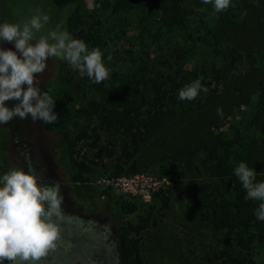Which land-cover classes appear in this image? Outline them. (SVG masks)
<instances>
[{"label": "rangeland", "instance_id": "374dc122", "mask_svg": "<svg viewBox=\"0 0 264 264\" xmlns=\"http://www.w3.org/2000/svg\"><path fill=\"white\" fill-rule=\"evenodd\" d=\"M238 1L233 0L227 10L239 17L242 32L247 35L257 27L252 23L253 15L247 14L244 6L238 8ZM149 2L127 0L126 6L123 0H78L57 9L52 0H0V22L23 23L38 10L47 13L49 22L36 32L37 38L59 25L61 30L85 41L90 48H99L110 70L108 79L93 83L86 76L81 77L67 62L50 57L44 71L36 75V84L41 92L46 88L52 94L70 98L65 125L47 130L39 120L18 117L0 125V174L12 168L27 170L31 167L45 183L58 182L63 195L61 216L56 221V246L49 249L37 264H111L109 253L118 261L116 264H122L120 252L116 249L120 228L127 222L137 223L140 216L149 219L148 227L142 232L145 264H208L206 255L221 248L223 233L214 230L203 219L204 210L197 204L191 184V180L202 179L205 174L186 171L177 177H165L159 171L160 158L165 153L173 151L179 141L186 143L194 137L191 117H198V111L188 112V107L180 109L178 119L168 120L171 124L169 132L157 133L144 143L137 157L139 169L136 174L111 178L113 162L108 161L105 167L91 164L92 170L85 175L86 182L73 181L77 173L75 158L84 159L87 163L94 158L92 149L84 140L76 141L74 149L70 147V140L91 124L83 117V109L90 102L102 98L115 75L118 83L128 84L131 70L151 53L148 42L153 36V21L157 14L154 16L156 11ZM130 5L135 7L130 8ZM206 15L214 18L218 13L212 9ZM0 46L13 47L10 43ZM186 69L192 70V64L186 65ZM250 69L257 74L264 73V64L256 61ZM185 70L180 72L177 68L175 73L184 74ZM249 76L243 74L244 79ZM234 86L237 85L231 86L212 108L205 111L207 121L211 120L210 130L220 127L227 134L234 130L240 133L245 118L253 112L244 107L239 116L233 113L239 110L235 99L244 98L245 92V99L250 98L249 106L255 99L248 91H240ZM6 103L11 105L13 101ZM217 108L222 110V114L217 113ZM262 137L257 132L255 137L247 140L255 139L259 147ZM121 139L118 132L102 134L103 143L109 140L119 143ZM256 171L264 174V164ZM160 188L169 189L168 209H163L157 199ZM120 191L126 192L138 204L136 213L125 215L121 211ZM254 259L255 264H264L261 246L255 248Z\"/></svg>", "mask_w": 264, "mask_h": 264}, {"label": "trees", "instance_id": "16d2710c", "mask_svg": "<svg viewBox=\"0 0 264 264\" xmlns=\"http://www.w3.org/2000/svg\"><path fill=\"white\" fill-rule=\"evenodd\" d=\"M76 1L52 0L57 9ZM123 4L127 6V0ZM148 4L155 9L154 16L157 14L153 36L148 42L151 53L131 70L128 84L118 83L115 75L102 98L83 109V117L91 124L70 140V147L74 149L76 141L84 140L94 158L90 163L75 158L77 173L73 181L86 182L85 175L92 170L91 164L105 167L108 161L113 162L111 178L136 174L137 157L144 143L157 133L169 132L168 120L178 119L180 109L188 107V112L198 111V117H191L194 137L186 143L179 141L173 151L160 158V174L165 177H177L186 171L205 174L202 179L191 180L197 204L204 210L203 219L223 233L221 248L206 255L208 264H255V248L264 249V221L253 214L258 202L245 199V190L233 175V168L241 161L255 170L264 164V73L257 74L250 69L256 61L264 64V0L237 3L239 9L244 6L247 14L253 15L252 23L257 28L248 36L243 34L234 12L226 10L214 18L207 17L212 7L201 0H150ZM189 64L193 69L185 70ZM177 68L186 72L177 74ZM244 73L250 74L248 79H244ZM196 79L201 81L204 90L191 101L178 100V90ZM233 85L255 96L250 106V98L245 99L246 92L244 98H236L239 110L233 113L239 116L244 107L253 112L245 118L240 133L234 130L227 134L220 127L210 130L211 120L207 121L205 111ZM42 92L53 98L58 116L53 123L41 121L43 127L47 130L63 127L68 120L70 98L52 94L46 88ZM107 132L120 133L121 141L103 143L102 134ZM257 132L263 136L259 147L255 139L247 140ZM256 179L264 180V174L258 171ZM111 189L119 190L118 187ZM156 196L162 208L168 209L169 189L160 188ZM119 201L125 215L139 210L126 192L120 191ZM148 224L149 219L140 216L137 223L127 222L120 228L118 248L122 264H145L142 232Z\"/></svg>", "mask_w": 264, "mask_h": 264}, {"label": "clouds", "instance_id": "9594fccd", "mask_svg": "<svg viewBox=\"0 0 264 264\" xmlns=\"http://www.w3.org/2000/svg\"><path fill=\"white\" fill-rule=\"evenodd\" d=\"M215 13L226 11L233 0H201ZM49 22L47 13L37 11L23 23L0 22V125L14 118L53 123L58 119L55 101L36 84L46 61L57 57L67 62L81 77L93 83L109 78L103 52L90 48L85 41L73 38L57 25L47 35L36 37ZM204 88L199 79L178 90V100L191 101ZM8 101H13L9 105ZM217 113L222 110L217 108ZM233 175L245 190V199L258 202L253 214L264 221V180L257 171L241 161ZM63 195L58 182L45 183L31 167L12 168L0 174V264H37L46 252L56 246V221L61 216Z\"/></svg>", "mask_w": 264, "mask_h": 264}, {"label": "flooded vegetation", "instance_id": "af4514ba", "mask_svg": "<svg viewBox=\"0 0 264 264\" xmlns=\"http://www.w3.org/2000/svg\"><path fill=\"white\" fill-rule=\"evenodd\" d=\"M116 249H117L118 252H120V251H119V248H118V244H117V248H116ZM117 251H116V252H117ZM118 252H117V253H118ZM107 256H108V260H109V258H110V261H109V262H111V264H116V263L118 262V261H116V260L114 259L113 256H111V253H109ZM119 257H120L119 259H120V261H121V263H122L121 256H119Z\"/></svg>", "mask_w": 264, "mask_h": 264}, {"label": "built area", "instance_id": "2783aa9c", "mask_svg": "<svg viewBox=\"0 0 264 264\" xmlns=\"http://www.w3.org/2000/svg\"><path fill=\"white\" fill-rule=\"evenodd\" d=\"M138 177V176H137ZM118 179V178H117ZM125 180V182H127V179H124ZM123 184H126V183H123Z\"/></svg>", "mask_w": 264, "mask_h": 264}]
</instances>
